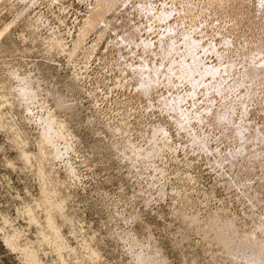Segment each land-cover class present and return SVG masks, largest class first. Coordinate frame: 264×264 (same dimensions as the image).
<instances>
[{
    "label": "rangeland",
    "instance_id": "obj_1",
    "mask_svg": "<svg viewBox=\"0 0 264 264\" xmlns=\"http://www.w3.org/2000/svg\"><path fill=\"white\" fill-rule=\"evenodd\" d=\"M0 264H264V0H0Z\"/></svg>",
    "mask_w": 264,
    "mask_h": 264
},
{
    "label": "bare ground",
    "instance_id": "obj_2",
    "mask_svg": "<svg viewBox=\"0 0 264 264\" xmlns=\"http://www.w3.org/2000/svg\"><path fill=\"white\" fill-rule=\"evenodd\" d=\"M105 9V8H104ZM102 10L100 9V10H97V11H95V13L93 14V17H92V20L94 21V22H96V20H98L97 18H99V17H101V15H102ZM104 13H105V11H104ZM103 13V14H104ZM258 67H256L255 69L256 70H253V71H251L250 73V75L249 76H258L260 73H262V71L263 70H261V69H257ZM252 69V68H251ZM250 71V70H249ZM252 78H254V77H252ZM149 83H150V80H149ZM227 243V242H226ZM257 256V255H256ZM255 255H254V257H255V259L257 258ZM258 261V260H257ZM261 261V260H260Z\"/></svg>",
    "mask_w": 264,
    "mask_h": 264
}]
</instances>
